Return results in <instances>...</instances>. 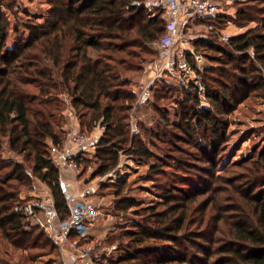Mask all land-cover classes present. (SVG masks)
I'll return each mask as SVG.
<instances>
[{
  "label": "trees",
  "instance_id": "1",
  "mask_svg": "<svg viewBox=\"0 0 264 264\" xmlns=\"http://www.w3.org/2000/svg\"><path fill=\"white\" fill-rule=\"evenodd\" d=\"M153 1L46 0L52 8L50 17L44 23H22L28 37L11 44V22L3 9L11 12L18 0H0V236L14 250L28 255L51 248L62 256L52 236L15 209L31 201H22L21 192L34 190L38 181L49 188L58 219L65 222L71 216V193L62 183V169L51 158L52 145L63 148L68 140L66 94L72 97L71 108L78 112L82 132L105 128L93 145V158H73L80 168L82 164L96 166L90 181L118 168L121 152L148 168L142 181L156 183V176L164 178L156 193L150 192L156 197L151 203L125 196L127 182L102 184L104 192L116 189L115 213L134 209L140 218L121 232L127 243L117 248L110 264H264V149L214 176L212 190L207 189L204 177L186 175L203 171L206 163H212L213 174L231 125L223 116L252 95L264 100V20L222 47L205 38L194 41L198 54L201 48L208 50L219 64L212 68V73H218L212 87L205 83L210 109L200 108L199 92L191 85L177 121L171 123L159 114L157 131H149L157 146L152 147L153 143L131 133L130 110L137 100L134 83L143 71L142 52L153 48L152 43L166 32L167 20L160 8L158 15H147ZM244 2L236 18L247 25L264 7L255 5L256 0ZM226 19L219 14L203 22L221 30L230 22ZM194 61L193 54H188V62L193 65ZM86 70L102 84L96 98L89 101L74 95ZM163 124L181 135L173 132L171 139L162 138ZM196 135L199 139L194 141ZM182 141L196 154L181 151L178 144ZM180 153L187 159L179 157ZM204 196L210 201L196 205ZM209 209L212 224L203 229ZM71 238L80 236L73 232ZM82 240L89 241L90 236Z\"/></svg>",
  "mask_w": 264,
  "mask_h": 264
},
{
  "label": "rangeland",
  "instance_id": "2",
  "mask_svg": "<svg viewBox=\"0 0 264 264\" xmlns=\"http://www.w3.org/2000/svg\"><path fill=\"white\" fill-rule=\"evenodd\" d=\"M153 2V5H149L147 12L148 16H153L155 14L158 15L162 11L165 13L163 0H154ZM241 3L245 2L220 0L222 8L221 14L227 17L226 21L230 20V22L225 24L226 27L221 29L225 35L229 36L234 35L237 32L241 34L248 32L256 27H259V25H261L260 21L264 20L263 10L262 13L254 16V22L247 25L239 23L236 18V12L240 7H242ZM254 4L264 7V0H256ZM159 8L161 12L158 11ZM3 12L11 22V35L8 42L15 44L21 39H26L28 37V33L23 28L22 23L28 22V20L36 23H44L50 17L52 8L46 2V0H18L15 9L10 12L4 8ZM204 20L205 19H203L200 23L205 24L203 22ZM214 35L215 34L210 31V28H205L203 26H197L193 29H190L189 31H186L187 40L190 39L192 42L197 39L205 38L209 43L214 42L216 46L226 45L225 41L222 40L219 35ZM200 50V62H197V64L195 63L196 61H194L193 64L195 63L196 67L200 69L203 82L212 87V79L218 78V73H212V68L219 64L215 62L216 58L212 59L213 56L210 51L203 50V48ZM144 51L142 52V57L144 60V63H142L143 71L137 76L136 82L134 83V91L137 94V100L133 108L130 110V115L132 118L130 131L133 135L138 133L139 136L142 137L147 143H153L154 146L152 147H155V141L151 139L149 131H157V123L160 121L159 114L163 113V117H168L171 123L172 121H177L176 114H182L181 103L183 102L184 95L186 94L188 87L183 84L185 78H183L184 72H182V68L179 66L178 62H174L172 60V56L170 58V56H167L165 52H162L158 49H153L150 46L146 52L153 51L155 54H145L146 52ZM242 63L243 62H238L237 64L240 65ZM199 69L197 70L199 71ZM152 72L153 76L151 77L153 81L151 83L140 82L141 76L147 75V78H150ZM82 75L83 76L80 77L76 84L74 95L83 97L88 101L94 100L101 90V83L98 81L95 75L91 74L89 71H84ZM143 85H148V88L144 94L140 92V88ZM214 85H216V83ZM160 97L163 99H160ZM65 98H67L66 101ZM71 99V96H66V94L63 95V101L66 105L65 109H67L66 111H68V108L70 110L73 109L71 108ZM199 101L200 108L202 107L210 109V104L207 100H204L199 96ZM65 116L66 121L69 122V130H71L72 127H76L81 130L78 112L73 111L72 120L74 122L76 121L75 125H73L70 121V115L66 114ZM223 117V119H227L231 125L227 134V143L223 147V155L220 158L221 162L219 161L220 159H218L216 162L220 163L217 170L212 174V163H206L202 164L203 171L194 170V172H187L186 174L192 177H196L197 175L199 177H204V179L207 181V189L210 188V190H212V181L214 182V176L225 174L237 161L249 159L254 154L258 156L259 153L264 149V100L262 98H257L256 96L252 95L243 103V105L236 109L230 110L229 113ZM140 127L142 128L141 130ZM100 128L101 127H96L89 132L86 131L89 135L94 137V142H91L92 144L90 147H93L95 142H97V140L103 136L104 131ZM200 130H202L201 132L204 133L206 131L204 128ZM160 132L161 137L164 139H171L170 134L173 132L177 133V135H181L178 130L172 127L167 128L164 126V124L162 125ZM194 139V141H197L199 136L196 135ZM161 147L166 146H163L162 144ZM178 147L183 152L192 153L193 155L196 154V151L184 141L180 142ZM120 154L122 168L121 170H118L116 178L106 177L102 179L103 177H100L91 180L98 186V189L94 193V195H97V197L92 200L100 208L102 214L101 222L104 220L110 222L109 229H111V231H109L102 238L96 236V238H90L89 241L81 240L80 244L84 247H93V250H96V255H100L106 259V264H110L111 259L116 257L117 248L120 247L121 244L127 243L121 232L128 229L134 221H138L140 218L135 216L134 209L127 212L115 213L113 208L114 201L116 199V189L114 187L106 188L104 192L101 190L102 184L110 185L109 183H112L113 181L117 182L118 184L127 182L124 192L125 196H133L139 200H145L146 203H151L152 201H155L156 197L154 196V193H156L155 191L158 190V184L164 182V178L162 176H156V183L149 180L142 181L141 178L146 176L148 168L140 165L138 161L128 157V155L123 154V152ZM5 156L7 158L13 159L14 161H19V163H22L23 161L22 157H17L14 154H5ZM178 156H182V153H180ZM182 157L183 159H187L184 155ZM95 167V165L87 167L85 164H82L80 170L78 171V176L82 180L89 182L91 174L95 171ZM178 180L181 182L183 181L181 178ZM35 183L34 190H24L21 192L22 201L32 200L31 196L33 193L43 191L42 184H40L38 181ZM220 187L222 188V186ZM151 191L154 193H150ZM100 195L105 197L103 198ZM207 196L201 197L198 202H196V205L200 204L206 199L207 201H210V198ZM199 208L202 209V206ZM227 217H230V214H228ZM203 221V229L209 227L212 224V210H208ZM32 223L36 224L35 222ZM30 253L31 254L28 255L27 253L14 250V248L6 243L0 236V264H64L63 257L55 249H37L32 250Z\"/></svg>",
  "mask_w": 264,
  "mask_h": 264
},
{
  "label": "built area",
  "instance_id": "3",
  "mask_svg": "<svg viewBox=\"0 0 264 264\" xmlns=\"http://www.w3.org/2000/svg\"><path fill=\"white\" fill-rule=\"evenodd\" d=\"M164 9L167 20L166 32L164 37L152 43V47L165 52L170 58L172 56V60L178 62L182 68V72H184L183 78L185 79L183 84L188 88L193 85L194 88H197L199 96L207 100L206 85L201 77L200 69L198 67L194 68L195 63L200 62L201 58L194 50L185 49L184 45L187 40L186 31L197 26L210 28L211 32L219 35L226 43L230 41L231 37L225 35L222 30L212 25L200 23L203 19H212L222 13L220 0H164ZM179 46H182V50L178 52L176 57L172 53ZM188 54H193L196 61L193 64L194 66L188 62ZM147 88L148 85L141 86L140 92L144 94ZM67 114L70 115L69 119L75 125L76 121L72 120L73 111L68 109ZM100 129L105 130L104 127ZM93 140V136L82 132L76 127H72L68 134L67 143L63 148L55 145L51 147V158L55 166L60 169H71L78 172L80 165L73 159L70 150L67 148V144L71 143L75 146H83L93 142ZM116 175L117 171L114 170L102 179L106 177L116 178ZM94 190L95 185H91L70 194L68 208L71 216L65 222L59 220V227L55 232L50 225H46L40 218V213L48 203L54 209L55 215L58 218L55 203L51 197H34L31 201L18 205L15 210L31 219L32 222L40 224L52 236V239L58 244L62 253L71 247L75 259L79 264H106V259L100 255H96V250H93V247L80 245L81 240L89 236L90 229L102 216L99 206L90 199L94 194ZM73 232H77L80 238L72 241L71 235Z\"/></svg>",
  "mask_w": 264,
  "mask_h": 264
},
{
  "label": "crops",
  "instance_id": "4",
  "mask_svg": "<svg viewBox=\"0 0 264 264\" xmlns=\"http://www.w3.org/2000/svg\"><path fill=\"white\" fill-rule=\"evenodd\" d=\"M163 2H164V0H163ZM239 34H241V33L237 32L236 34L229 35V36L231 37V36H236ZM187 44H189V45H187ZM193 44H194V42H192L189 39V40H186L184 47L187 50H194L195 51ZM181 50H182V46H179L178 49L173 51L172 55H175L177 57L178 52H180ZM87 71L88 70H86L85 72H87ZM151 76H153V72L151 73L150 78H147V75L141 76L140 82L151 83L153 81ZM96 78L98 79V81H100L98 77H96ZM100 83H101V81H100ZM101 87H102V84H101ZM67 148L70 150L73 158L78 157V156L93 158L96 154V148L94 146L90 147V144L83 145V146H75L71 143H68ZM93 149H95V150H93ZM121 168L122 167H121V163H120V166L118 168H116L115 170L118 172V170H121ZM61 174H62V183L70 191V193L76 192L77 190H80L82 188H85V187L91 186V185H95L94 193L98 189V186H96V183H94L93 181L87 182V181L82 180L78 176V172H75L71 169H62ZM42 186H43L42 187L43 191L33 193L31 196L32 199L34 197H37V196H44V198H47V197L52 198L49 188L43 184H42ZM96 197H97V195L93 194V196L90 199L92 200ZM40 218L46 225H50L54 232L58 230L59 219L55 215V211L51 207V205H49V203L45 205L44 210L40 213ZM101 219H102V217H100V219L90 229V232H89L90 238H96V236H98L99 238H102L109 231H111V229H109L110 222L106 221V220L101 222ZM72 252L73 251L71 250V247H69L64 253H62L64 264H79V262L75 259V256Z\"/></svg>",
  "mask_w": 264,
  "mask_h": 264
}]
</instances>
